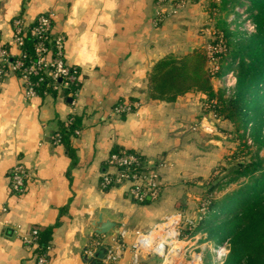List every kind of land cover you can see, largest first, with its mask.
Returning <instances> with one entry per match:
<instances>
[{
	"label": "crops",
	"instance_id": "obj_1",
	"mask_svg": "<svg viewBox=\"0 0 264 264\" xmlns=\"http://www.w3.org/2000/svg\"><path fill=\"white\" fill-rule=\"evenodd\" d=\"M157 1L0 0V36L13 53L20 52L11 44L15 19L30 25L51 10L55 30L66 36V60L80 69L75 90L32 97L15 73L0 78V264H38L36 247L25 236L33 228L41 236L50 227L48 264H99L113 246L120 257L111 264H132L140 234L139 264H162L161 251L147 233L178 211L194 217L186 174L194 172L188 169L189 147L203 121L195 118L196 91L172 100L153 98L150 73L161 58L193 50L195 42L183 30L202 8H180L168 17L167 10L156 23L162 8ZM130 100L132 111L114 112L118 102ZM72 116L80 132L74 129L69 143H55L54 134ZM118 149L135 151L150 164L163 162L157 197L140 203L127 183L102 185L107 159ZM18 161L30 171L23 193L10 189ZM106 221L112 227L98 233L97 223ZM93 239L101 245L91 256L87 249Z\"/></svg>",
	"mask_w": 264,
	"mask_h": 264
},
{
	"label": "trees",
	"instance_id": "obj_2",
	"mask_svg": "<svg viewBox=\"0 0 264 264\" xmlns=\"http://www.w3.org/2000/svg\"><path fill=\"white\" fill-rule=\"evenodd\" d=\"M251 4L250 9L256 10L251 14L257 26L256 32L240 36L239 48L230 52L232 59L240 57L237 80L230 97L223 96V89L216 91L211 81L213 75L222 72L223 51L210 55L205 48L193 50L182 57L169 54L158 60L150 73V95L172 100L193 90L202 91L209 97L215 96L217 102L213 106L216 114L228 116L236 122L238 129L243 128L244 131L250 124L252 139L260 148L264 146V0H251ZM226 33L229 31L223 32L224 37ZM36 41L29 32L26 34L25 47L29 55L34 53ZM213 60L219 63L216 71L210 67ZM78 86L79 80H76L66 90H75ZM45 87L46 84H42L38 89ZM72 117L70 124L63 122L58 130L65 143H69L68 137L77 126V118ZM230 172L234 175L228 183L237 181L241 176L246 180L220 199H210L208 215L201 219L195 229L186 230L185 233L194 235L201 230L205 232L202 239L220 234L224 241L227 240V253L219 264H264V157L257 155L256 159L239 163ZM218 214L223 215L219 220L216 218ZM52 229L42 231V248L46 247Z\"/></svg>",
	"mask_w": 264,
	"mask_h": 264
},
{
	"label": "built area",
	"instance_id": "obj_3",
	"mask_svg": "<svg viewBox=\"0 0 264 264\" xmlns=\"http://www.w3.org/2000/svg\"><path fill=\"white\" fill-rule=\"evenodd\" d=\"M161 9L156 15V23L162 21L166 16V11L176 13L178 9L185 6L184 0L173 2L170 0H158ZM15 30L11 44L19 47V54L12 52L10 45L4 44L0 36V78L8 75L10 72L15 73L22 80L23 89L28 97L39 94H49L52 90L60 91L74 84L80 79V69L77 66L68 63L65 57L66 36L63 33L55 30V15L51 10L41 13L32 24H26L22 18L15 19ZM249 30H253L256 26L251 18H247ZM34 36L37 41L34 45V53L28 54L25 47V36L27 33ZM51 45V47H50ZM223 45V44H221ZM216 48V47H215ZM210 53V49L208 48ZM211 55V54H210ZM215 70L218 68L214 62ZM212 69V68H211ZM231 78V79H230ZM236 76L232 77L229 74L227 77V85L236 84ZM42 84L46 87L39 90ZM135 103L130 101H120L114 107V112L119 114H127L134 109ZM72 118L66 121L70 124ZM79 133V129H75ZM55 143L62 141L61 134L57 131L53 136ZM163 162L151 163L147 162L142 155L129 149L113 150L108 159V169L103 172L102 185L110 187L112 185L129 184V192L137 202H144L148 197H157L162 188L160 179V167ZM30 178V171L22 162H16L10 172V189L14 193H23L27 188V181ZM207 208L202 206L199 215L190 217L184 215L181 211L167 217L164 221L157 223L147 233L153 237L156 247L163 246L160 252L164 256L165 263L168 256H174L173 261L169 264H178L179 257L182 254L181 247L172 242H186L192 238L200 242L201 237L199 232L194 235L186 234V230H193L198 223L205 217ZM124 235V231H123ZM142 235H138L137 242L133 244L134 254L132 264H139V253L142 247ZM145 235V234H144ZM25 242L28 245L36 247L37 263L48 264L50 261L49 248H42L40 243V231L38 228H33L28 236H25ZM171 247L168 249V245ZM226 240L222 245H219L216 256L219 261L223 259L227 253ZM101 245L99 239H93L87 249L88 255L94 256L98 247ZM216 251V250H215ZM158 252V251H156ZM179 256V257H178ZM120 257L119 248H108L105 255L100 258V264H111Z\"/></svg>",
	"mask_w": 264,
	"mask_h": 264
},
{
	"label": "rangeland",
	"instance_id": "obj_4",
	"mask_svg": "<svg viewBox=\"0 0 264 264\" xmlns=\"http://www.w3.org/2000/svg\"><path fill=\"white\" fill-rule=\"evenodd\" d=\"M170 1L177 2L175 0ZM237 1L184 0L185 6L180 9H186L188 6L191 8L195 5L202 8L200 17L194 20V24L188 30H183V33L188 32V36L192 37L195 42L193 50L205 48L208 51L209 48V54L211 55L216 51H223L225 56L222 61L224 65L222 72L213 75L211 81L216 91L218 89L224 90L223 96L226 98L230 97L234 90V85H227V77L229 79V74L232 77L236 76L237 64L240 58L232 59L230 52L239 48V41L242 40L240 36L255 33L257 27L255 26L250 31L246 22L247 18H251L253 12L256 13V10L252 11L250 9L251 0ZM170 15H174V13H169L167 17ZM225 31H229V33H226V37L223 36ZM179 38L180 41L186 39ZM217 39H219L218 43H214ZM222 43L223 45H221ZM189 52L179 49L173 53L178 57H182ZM217 66L219 68V63H217ZM210 67L212 70L215 68L214 60L211 61ZM195 102L197 105L196 122L202 118L203 121L202 124L200 123V127L195 128L194 141L192 147H189L193 159L190 160L191 164L188 169L194 170V172L186 174L188 176L187 181H189L187 186L193 192V202L190 210L194 217L199 215V209L202 206L207 208L210 199H220L228 191L239 188L240 183L246 180L244 176H241L237 181L228 183L234 175L230 172L231 169L236 168L239 163H247L256 159L257 155L264 157V146L259 148L254 143L250 134V124L248 129L244 131L243 128L238 129L236 122L228 116L216 114L213 106L217 102L215 96L209 97L208 94L202 91H196ZM243 133L244 135H242ZM206 210L205 216L208 215V209ZM221 216L223 215L218 214L216 218L219 220ZM201 234H205V232L200 230V237ZM196 239L192 238L186 242H172V244L182 249L181 256H178V264H219L220 261L215 252H217L219 245L225 242L221 235L214 234L207 240L201 238V242ZM167 247L169 249L171 245ZM161 258L162 264H164V256H161Z\"/></svg>",
	"mask_w": 264,
	"mask_h": 264
},
{
	"label": "water",
	"instance_id": "obj_5",
	"mask_svg": "<svg viewBox=\"0 0 264 264\" xmlns=\"http://www.w3.org/2000/svg\"><path fill=\"white\" fill-rule=\"evenodd\" d=\"M112 225L110 224L109 221L106 222H98L97 223V232L98 233H106Z\"/></svg>",
	"mask_w": 264,
	"mask_h": 264
},
{
	"label": "bare ground",
	"instance_id": "obj_6",
	"mask_svg": "<svg viewBox=\"0 0 264 264\" xmlns=\"http://www.w3.org/2000/svg\"><path fill=\"white\" fill-rule=\"evenodd\" d=\"M176 247H177V246H176ZM178 249H179V248H178ZM162 250H163V246H162V245L157 246V251H158V252H160V251H162ZM174 256H175V254H174ZM174 256H173V255L171 256V258H172V259H171V262L173 261ZM171 262H170V263H171Z\"/></svg>",
	"mask_w": 264,
	"mask_h": 264
}]
</instances>
